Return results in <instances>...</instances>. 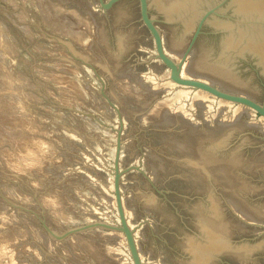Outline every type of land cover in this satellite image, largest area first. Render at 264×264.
I'll list each match as a JSON object with an SVG mask.
<instances>
[{"label":"water","instance_id":"95a60500","mask_svg":"<svg viewBox=\"0 0 264 264\" xmlns=\"http://www.w3.org/2000/svg\"><path fill=\"white\" fill-rule=\"evenodd\" d=\"M19 1L47 146L0 147L18 264H264V0H53L84 46Z\"/></svg>","mask_w":264,"mask_h":264},{"label":"rangeland","instance_id":"374dc122","mask_svg":"<svg viewBox=\"0 0 264 264\" xmlns=\"http://www.w3.org/2000/svg\"><path fill=\"white\" fill-rule=\"evenodd\" d=\"M0 1L13 10L20 8L19 0ZM23 1L35 10L44 27L53 34L66 38L79 46L87 45L93 40V23L79 10L58 4L53 0ZM73 12L78 13L76 16L79 19L72 16L75 15ZM83 17L86 18L83 19ZM88 22L89 25L91 22L90 27L87 26ZM60 28H62L61 31ZM0 40L2 41H0V74H3L0 76V99H2L0 101L5 105L4 110L1 108L3 111H0V147L9 146L23 156L40 154L46 149L47 142L42 137L31 136L36 134L38 129L35 120L25 108V101L41 102V98L35 94L38 92L37 85L27 74L26 55L2 20H0ZM11 209L12 206L0 196V264H18L16 250L12 245L28 237V231L24 227L15 225L6 219Z\"/></svg>","mask_w":264,"mask_h":264},{"label":"bare ground","instance_id":"6f19581e","mask_svg":"<svg viewBox=\"0 0 264 264\" xmlns=\"http://www.w3.org/2000/svg\"><path fill=\"white\" fill-rule=\"evenodd\" d=\"M47 3H48V2H47ZM55 8H56V7H55ZM53 10H54V9H53ZM59 10H60V9H59ZM55 12H56V9H55ZM74 12L76 13V11H74ZM74 12H73V13H74ZM63 13H64V12H63ZM68 13H71V12L68 11ZM75 13H74V14H75ZM71 14H72V13H71ZM71 14H70V15H71ZM66 15H67V14H66ZM76 15H78V13L75 14V15H72V16L77 17ZM63 16H64V15H63ZM80 16H82V15L80 14ZM80 16H79V17H80ZM77 18H78V17H77ZM85 18H86V17H83V19H85ZM78 19H79V18H78ZM78 19H77V20H78ZM81 19H82V17L80 18V21H81ZM88 20H89V19H88ZM82 23H85V22H82ZM65 25H66V24H65ZM90 25H91V22H90ZM90 25H89V22H88V23H87V26L90 27ZM58 26H59V25H58ZM70 26H71V25H70ZM62 27H63V26H62ZM93 27H94V26H93ZM65 28H66V27H65ZM70 28H71V27H70ZM61 29H62V28H60V31H61ZM57 30H58V28H57ZM63 30H64V29H63ZM67 30H69V29H67ZM65 31H66V29H65ZM90 31H91V30H90ZM71 32H72V31H71ZM71 32H70V33H71ZM73 32H74V31H73ZM67 33H69V32H67ZM76 37H77V36H76ZM80 37H82V36H80ZM68 38H69V37H68ZM0 41H1V40H0ZM78 41H79V40H78ZM1 42H2V41H1ZM2 46L4 47V44H3ZM2 46H1V47H2ZM1 69H2V68H1ZM1 72H2V71H1ZM2 75H3V74H0V76H2ZM0 89H1V88H0ZM0 100L2 101V99H0ZM1 101H0V111L2 112V111L4 110V108H5V107H4L5 105H3L4 102H1ZM1 108H2L3 110H1ZM5 116H6V115H5ZM21 123H22V122H21ZM3 125H4V124H3ZM18 125H19V124H18ZM24 125H25V124H24ZM20 126H21V125H20ZM31 140H32V139H31Z\"/></svg>","mask_w":264,"mask_h":264}]
</instances>
